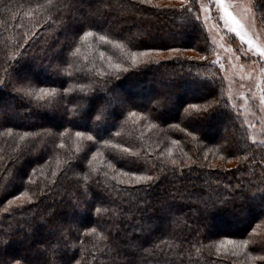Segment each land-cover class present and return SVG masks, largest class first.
Segmentation results:
<instances>
[{
	"label": "trees",
	"instance_id": "obj_1",
	"mask_svg": "<svg viewBox=\"0 0 264 264\" xmlns=\"http://www.w3.org/2000/svg\"><path fill=\"white\" fill-rule=\"evenodd\" d=\"M252 1L264 24L262 0ZM187 8L0 0V256L264 264V149L228 106L219 72L182 54L131 60L169 48L207 55Z\"/></svg>",
	"mask_w": 264,
	"mask_h": 264
},
{
	"label": "rangeland",
	"instance_id": "obj_2",
	"mask_svg": "<svg viewBox=\"0 0 264 264\" xmlns=\"http://www.w3.org/2000/svg\"><path fill=\"white\" fill-rule=\"evenodd\" d=\"M146 1L162 7L185 4L184 0ZM198 7L201 8L200 21L210 46L207 55L194 49L178 52H169L168 49H165L149 51L146 52L147 55L138 57L142 60L152 58L159 62L164 57H174L178 54L191 59L203 56L208 65L214 66L219 72L225 84L224 96L228 106L247 128L249 141L264 149V103H262V98H264V58L260 57L254 47H250L246 41H242L235 32L229 31V27L222 19L221 7L216 4L215 0H200ZM223 7L239 22L243 32L246 33V38H250L253 45L264 48V24L257 16L253 1L224 0ZM114 97L120 101L123 99L118 95ZM1 106L2 101H0V108ZM221 163L225 168L235 165L234 160ZM215 165L218 164L215 163ZM228 245L221 246L226 249Z\"/></svg>",
	"mask_w": 264,
	"mask_h": 264
},
{
	"label": "snow or ice",
	"instance_id": "obj_3",
	"mask_svg": "<svg viewBox=\"0 0 264 264\" xmlns=\"http://www.w3.org/2000/svg\"><path fill=\"white\" fill-rule=\"evenodd\" d=\"M141 2H143V0H141ZM216 4L219 5L221 7V10L223 12V16H222V19L224 20L225 22V25L229 27V31L230 32H235V34L237 36H239V38L242 40V41H246L247 44L250 46V47H254L256 52L259 53L260 57L264 58V48H260L259 46H256V45H253V42L250 38H246V33L243 32L242 30V27L240 26L239 22L236 20V18L226 9L223 7L224 5V0H215ZM200 3V0H192V7L191 8H187V4H181V8H187L188 12L191 13L194 9L195 11L197 12V15L194 16L193 18L199 22L200 20V16H199V12L201 11V8L198 7ZM260 5H264V0H262V2L260 3ZM92 35L91 32H87L85 31L83 33V37H87V36H90ZM101 40H105L106 37L104 36H101L100 37ZM21 47H24L23 45ZM169 52H178L179 49H176V48H169L168 49ZM103 53H101V56L103 57ZM144 56V55H147L146 52H140V53H137V52H133L131 53V60H132V63L135 65L138 63L137 61V56ZM174 59V57H164L163 58V62H167V61H170ZM188 59H191L190 57ZM201 60H204L205 58L202 56L200 57ZM109 67L110 68H115L116 70L120 71H124V72H127V68H124V69H121V65L120 64H109ZM111 80H106L104 81L103 83H110ZM17 91H20V89H17ZM49 90L48 89H40V92L41 93H47ZM52 92H55L56 89H51ZM38 98L39 99H43L44 97L43 96H39L38 95ZM118 103H121L120 101H117ZM262 103H264V98H262ZM108 104H109V101H105L104 104L101 105V107L99 108L98 110V114L97 116L94 118V121L96 120H100L103 116V114L105 113L106 109L108 108ZM219 104V100H216V105ZM190 109H196L198 106L196 104H190L188 106ZM215 107V105L213 104H209L208 105V109H213ZM187 112V109L185 110ZM132 114V113H130ZM61 135H63V133H61ZM75 135L77 137H81V136H84V133L83 132H80V131H77L75 133ZM87 139L89 141H94L96 140L97 138L93 135H88L87 136ZM61 147H63V144H61ZM227 151H229V153L231 154V149H226ZM173 164H176L177 162L176 161H172ZM138 180L139 179H144V180H152L153 178L150 177V176H145V177H138L137 178ZM9 204L12 203V201H8ZM224 203V202H222ZM97 211H99V209H97ZM92 231H95V229H92ZM0 243H3L2 241H0ZM228 243H232V241H228ZM264 259V258H262ZM70 260V264H80L79 261H75V252L73 251L71 253V255H69V253L67 251H64L63 254L61 256H59L57 259H53V260H48V259H42L40 261V264H68V261ZM0 264H20V261L19 260H11V259H7L3 256H0ZM128 264H131V262H128Z\"/></svg>",
	"mask_w": 264,
	"mask_h": 264
}]
</instances>
